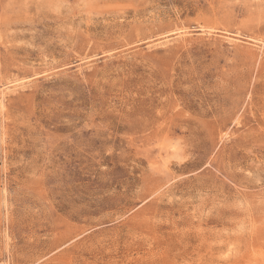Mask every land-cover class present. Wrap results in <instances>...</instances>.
<instances>
[{
    "label": "rangeland",
    "instance_id": "374dc122",
    "mask_svg": "<svg viewBox=\"0 0 264 264\" xmlns=\"http://www.w3.org/2000/svg\"><path fill=\"white\" fill-rule=\"evenodd\" d=\"M0 264H264V0H0Z\"/></svg>",
    "mask_w": 264,
    "mask_h": 264
}]
</instances>
